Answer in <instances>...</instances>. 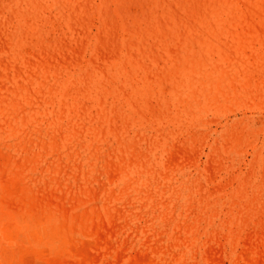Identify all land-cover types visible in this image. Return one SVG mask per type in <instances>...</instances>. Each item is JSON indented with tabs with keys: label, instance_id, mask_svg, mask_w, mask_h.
I'll return each mask as SVG.
<instances>
[{
	"label": "rangeland",
	"instance_id": "obj_1",
	"mask_svg": "<svg viewBox=\"0 0 264 264\" xmlns=\"http://www.w3.org/2000/svg\"><path fill=\"white\" fill-rule=\"evenodd\" d=\"M1 178L5 264H264V0H0Z\"/></svg>",
	"mask_w": 264,
	"mask_h": 264
},
{
	"label": "bare ground",
	"instance_id": "obj_2",
	"mask_svg": "<svg viewBox=\"0 0 264 264\" xmlns=\"http://www.w3.org/2000/svg\"><path fill=\"white\" fill-rule=\"evenodd\" d=\"M75 7H76V6H75ZM118 9H120V8H118ZM108 21H109V20H108ZM105 22H106V21H105ZM246 23H248V22L246 21ZM246 32H247V31H246ZM252 32H253V31H252ZM246 39H247V38H246ZM249 54H250V53H249ZM254 62H255V61H254ZM258 65H259V64H258ZM260 71H261V70H260ZM245 73H246V72H245ZM247 73H248V72H247ZM242 75H243V74H242ZM203 79H204V77H203ZM240 82H241V81H240ZM242 82H243V81H242ZM194 83H195V82H194ZM202 83H203V82H202ZM190 85H191V84H190ZM247 85H248V84H247ZM247 87H248V86H247ZM246 89H247V88H246ZM210 91H211V90H210ZM180 92H181V91H180ZM257 92H258V91H257ZM259 93H260V91H259ZM144 94H145V93H144ZM246 94H247V93H246ZM257 96H258V95H257ZM209 99H210V98H209ZM230 100H231V99H230ZM4 162H5V161H4ZM10 162H11V161H10ZM7 163H8V162H7ZM11 163H12V162H11ZM1 164H2V163H1ZM15 165H16V162H15ZM4 166H5V165H4ZM1 167H2V166H1ZM6 167H7V165H6ZM6 167H5V168H6ZM3 168H4V167H3ZM1 169H2V168H1ZM14 171H16V168L14 169ZM2 172H3V170H2ZM9 172H10V171H9ZM9 172H8V173H9ZM14 173H15V172H14ZM1 174H2V173H1ZM5 174H6V173H5ZM10 174H11V173H10ZM5 176H6V175H5ZM11 176H13V175H11ZM2 177H4V175H3ZM7 177H8V176H7ZM5 178H6V177H5ZM22 178H23V177H22ZM13 179H15V178H13ZM1 180H2V178L0 179V181H1ZM20 183H21V182H20ZM5 184H6V183H5ZM9 184H10V183H9ZM16 185H17V184H16ZM27 185H28V184H27ZM17 186H18V185H17ZM9 187H10V186H9ZM18 187H19V186H18ZM22 187H23V186H22ZM22 187H21V188H22ZM4 188H5V186H4ZM6 188H7V187H6ZM26 188H27V187H26ZM28 188H29V187H28ZM32 188H33V187H32ZM5 190H6V189H5ZM24 190H25V188H24ZM32 190H33V189H32ZM1 191H2V190H1ZM5 192H7V191H5ZM21 192H23L22 189H21ZM24 192H27V191H24ZM20 194L22 195V193H20ZM28 194H29V193H28ZM28 194L26 193V195H28ZM11 195H14V194H11ZM21 195H19L20 198H21ZM29 195H32V192H31ZM0 196H2V194H1ZM24 196H25V195H24ZM32 197H33V196H32ZM18 198H19V197H18ZM28 198H30V197H28ZM49 198H50V197H49ZM32 199H33V198H32ZM37 199H38V198H37ZM42 199H43V197H42ZM50 199H51V198H50ZM56 199H58V198H56ZM60 199H61V198H60ZM10 200H11V198H10ZM20 200H21V199H20ZM22 200H23V198H22ZM35 200H36V199H35ZM39 200H41V199H39ZM45 200H46V199H45ZM62 200H64V199H62ZM62 200H61V201H62ZM11 201L13 202V200H11ZM30 201H31V200H30ZM50 201H51V200H50ZM61 201H60V203H61ZM22 202H23V201H22ZM9 203H10V201H9ZM13 203H14V202H13ZM30 203H31V202H30ZM30 203H29V205H30ZM57 203H58V200L56 201V204H57ZM63 203H64V202H63ZM16 204H19V203L17 202ZM16 204H15V205H16ZM42 204H43V203H42ZM45 204H46V201H45ZM21 205H22V204H21ZM31 205H32V203H31ZM36 205H37V204H35V206H36ZM61 205H62V203H61ZM63 205H64V204H63ZM63 205H62V206H63ZM75 205H76V204H75ZM11 206L13 207V205H11ZM17 206H18V205H17ZM55 206H56V205H55ZM20 207H21V206H20ZM20 207H19V208H20ZM27 207H28V206H27ZM38 207H39V206H38ZM40 207H41V202H40ZM50 207H51V206H50ZM17 208H18V207H17ZM25 208H26V207H25ZM33 208H34V206L32 207V209H33ZM42 208H43V207H42ZM55 208L58 209L59 207H55ZM55 208H54V209H55ZM90 208H91V207H90ZM29 209H30V208H29ZM17 210H18V209H17ZM30 210H31V209H30ZM30 210H29V212H31ZM34 210H35V208H34ZM48 210H49V209H48ZM48 210H47V211H48ZM96 210H97V209H96ZM23 211H24V210H23ZM37 211H38V210H37ZM84 211H85V210H84ZM84 211H82V212H83V213H82V214H83L82 216H84ZM105 211H106V210H105ZM42 212H43V211H42ZM51 212H52V210H51ZM63 212H64V211H63ZM72 212H74V211H72ZM72 212H71V213H72ZM79 212H80V211H79ZM85 212H86V211H85ZM26 213H27V212H26ZM40 213H41V212H40ZM54 213H55V212H54ZM95 213L98 214L97 211H96ZM95 213H94V214H95ZM29 214H30V213H29ZM29 214H28V215H29ZM45 214H46V213H45ZM57 214H59V213H57ZM73 214H74V213H73ZM76 214H77V213H76ZM102 214H103V213H102ZM50 215H51V214H50ZM65 215H66V212H65ZM65 215H64V216H65ZM71 215H72V214H71ZM79 215H81V213H80ZM86 215H88V214L86 213ZM107 215H109V214H107ZM33 216H34V215H33ZM48 216H49V214H48ZM48 216H47V217H48ZM51 216H52V215H51ZM76 216H77V215H76ZM100 216H102V215H101V212H100ZM103 216H104V215H103ZM185 216H186V215H185ZM187 216H189V215H187ZM187 216H186V217H187ZM34 217H35V216H34ZM34 217H33V218H34ZM67 217H68V216H67ZM93 217H94V216H93ZM183 217H184V216H183ZM189 217H190V216H189ZM36 218H37V217H36ZM36 218H35V219H36ZM44 218H45V217H44ZM73 218H74V217H73ZM75 218H77V217H75ZM85 218H87V216H85ZM91 218H92V217H91ZM46 219H47V218H46ZM56 219H57V218H55V220H56ZM71 219H72V218H71ZM179 219H180V218H179ZM184 219H185V218H184ZM23 220H25V219H23ZM40 220H43V221H44L43 218L40 219ZM51 220H52V219H51ZM64 220H65V218H64ZM76 220H77V219H76ZM78 220H79V219H78ZM102 220H103V219H102ZM173 220H174V219H173ZM186 220H187V219H186ZM13 221H14V220H13ZM33 221H34V220H33ZM33 221H32V222H33ZM57 221H58V220H57ZM86 221H87V220H86ZM91 221H92V220H91ZM97 221H98V220H97ZM103 221H104V220H103ZM11 222H12V221H11ZM48 222H49V221H48ZM52 222H53V220H52ZM65 222H66V221H62L63 224H64ZM80 222H81V220H80ZM104 222H105V221H104ZM104 222H102V223H104ZM181 222H182V221H181ZM14 223H15V222H14ZM39 223H40V222H39ZM41 223H42V222H41ZM70 223H71V222H70ZM176 223H177V222H176ZM178 223H179V222H178ZM185 223H186V221H185ZM26 224H27V223H26ZM47 224H48V223H47ZM47 224H46V225H47ZM63 224H62V225H63ZM76 224H77V223H76ZM88 224H89V223H88ZM91 224H92V223H91ZM182 224H183V223H182ZM188 224H189V223H188ZM10 225H11V224H10ZM41 225H42V224H41ZM46 225H45V226H46ZM94 225H95V222H94ZM98 225H99V224H98ZM103 225L105 226V224H103ZM179 225H180V224H179ZM183 225H184V224H183ZM32 226H33V225H32ZM36 226H37V224H36ZM53 226H54V224H53ZM73 226H76V225H74V223H73ZM73 226L71 225L72 228H73ZM84 226H86V224H85ZM90 226H91V225H90ZM92 226H93V225H92ZM92 226H91V228H92ZM112 226H113V225H112ZM1 227L3 228V226H1ZM4 227H5V226H4ZM7 227H8V225H7ZM25 227H26V226H25ZM33 227H34V226H33ZM82 227H83V225H82ZM87 227H88V226H87ZM98 227H99V226H98ZM98 227H97V229H98ZM100 227H101V226H100ZM110 227H111V226H110ZM172 227H173V226H172ZM179 227H180V226H179ZM179 227H178V228H179ZM18 228H19V227H18ZM45 228H46V227H45ZM74 228H75V227H74ZM79 228H81V227H79ZM165 228H166V227H165ZM7 229H9V227H8ZM23 229H24V228H23ZM31 229H32V228H31ZM77 229H78V228H77ZM85 229H86V228L84 227L83 230H85ZM88 229H89V228H88ZM95 229H96V228H95ZM106 229H107V228H106ZM173 229H174V228H173ZM184 229H185V228H184ZM191 229H192V228H191ZM4 230H5V229H4ZM10 230H11V229H10ZM79 230H82V229H79ZM92 230H93V229H91V231H92ZM100 230H101V229H100ZM171 230H172V229H171ZM171 230H170V231H171ZM186 230H187V229H186ZM193 230H194V229H193ZM195 230H197V229H195ZM195 230H194V231H195ZM11 231H12V230H11ZM21 231H22V230H21ZM23 231H24V230H23ZM65 231H66V230H65ZM74 231H75V230H74ZM159 231H161V230H159ZM159 231H157V232L159 233ZM184 231H185V230H184ZM1 232H2V231H1ZM14 232H16V231H14ZM83 232H84V231H83ZM87 232H88V231H87ZM94 232H95V231H94ZM98 232H99V230H98ZM198 232H199V231H198ZM8 233H9V231H8ZM10 233H11V232H10ZM10 233H9V234H10ZM12 233H13V232H12ZM44 233H45V232H44ZM65 233H66V232H65ZM68 233H69V232H68ZM70 233L72 234L73 232H70ZM99 233L101 234V232H99ZM173 233H174V232H173ZM179 233H180V232H179ZM179 233H178V234H179ZM188 233H190V232H188ZM71 234H70V235H71ZM88 234H90V233H88ZM91 234H93V233H91ZM97 234H98V233H97ZM100 234H99V235H100ZM160 234H161V233H160ZM167 234H168V233H167ZM190 234H191V233H190ZM193 234H194V233H193ZM197 234H199V233H197ZM200 234H202V233H200ZM14 235H15V234H14ZM22 235H23V234H22ZM158 235H159V234H158ZM158 235H157V236H158ZM180 235H181V234L177 235V237L180 236ZM66 236L68 237L67 234H66ZM100 236L103 237L102 234H101ZM100 236H98V237H100ZM160 236H161V235H160ZM181 236H182V235H181ZM67 237H66V238H67ZM72 237H73V236H72ZM91 237H92V236H91ZM167 237H168V236H167ZM0 238H1V237H0ZM6 238H7V237H6ZM68 238H69V237H68ZM73 238H74V237H73ZM161 238H162V237H161ZM181 238H182V237H181ZM167 239H168V238H167ZM176 239H177V238H176ZM176 239H175V240H176ZM189 239H190V238H189ZM196 239H197V237H196ZM231 239H232V238H231ZM67 240H68V239H67ZM71 240H72V239H71ZM80 240H81V239H80ZM83 240H85V239H83ZM83 240H82V243H83ZM94 240H95V239H94ZM169 240H170V239H169ZM177 240H178V239H177ZM185 240H187V239H185ZM190 240H191V239H190ZM190 240H189V241H190ZM197 240H198V239H197ZM199 240H200V239H199ZM199 240H198V241H199ZM209 240H210V239H208L207 241H209ZM86 241H87V244H88V243H91L90 240H86ZM88 241H89V242H88ZM160 241H161V240H160ZM166 241H167V240H166ZM194 241H196V240H194ZM8 242H9V241H8ZM72 242H73V241H72ZM77 242H78V241H77ZM84 242H85V241H84ZM94 242H95V243H93V244H97V241H94ZM98 242H99V240H98ZM107 242H108V241H107ZM161 242H162V241H161ZM190 242H191V241H190ZM17 243H18V242H17ZM74 243H75V242H74ZM78 243H79V242H78ZM101 243H102V242H101ZM109 243H110V242H109ZM124 243H125V242H124ZM171 243H172V242H171ZM174 243H175V242H174ZM176 243H177V242H176ZM178 243H179V241H178ZM197 243H198V242H197ZM205 243H206V242H205ZM262 243H263V242H262ZM262 243H261V244H262ZM3 244H4V243H3ZM22 244H23V243H22ZM84 244H85V243H84ZM158 244H161V243L158 242ZM172 244H173V243H172ZM208 244H209V243H208ZM223 244H224V243H223ZM223 244H222V245H223ZM210 245H211V244H210ZM9 246H10V245H9ZM25 246H26V245H25ZM25 246H24V247H25ZM82 246H83V245H82ZM82 246H81V247H82ZM143 246H144V245H143ZM159 246H160V245H159ZM161 246L163 247V244H162ZM166 246H167V245H166ZM190 246H191V245H190ZM3 247H4V245H3ZM11 247H12V246H11ZM19 247H20V246H17L16 249H18ZM71 247H73V246H71ZM76 247H79V246H76ZM126 247H127V246H126ZM145 247H146V246H145ZM157 247H158V246H157ZM157 247H156V248H157ZM176 247H177V246H176ZM208 247H209V246H207V248H208ZM82 248H84V249L82 250V252H83L85 249H87V247H85V246L82 247ZM105 248H107V247H105ZM110 248H111V247H110ZM143 248H144V247H143ZM147 248H148V247H147ZM23 249H24V248H23ZM112 249H113V248H112ZM141 249H142V248H141ZM141 249H140V250H141ZM151 249H152V248H151ZM153 249L155 250V248H153ZM167 249H169V248H167ZM167 249H166V250H167ZM208 249H209V248H208ZM113 250H114V249H113ZM162 250H163V249H162ZM166 250H165V251H166ZM175 250H176V249H175ZM188 250H189V249H188ZM10 251H11V250H10ZM10 251L8 250V253H9ZM22 251H23V250H22ZM85 251H88V250H85ZM206 251H207V250H206ZM223 251H224V250H223ZM251 251H252V250H251ZM24 252H25V251H24ZM143 252H144V251H143ZM148 252H149V251H148ZM157 252H158V250H157ZM167 252H168V251H167ZM224 252H225V251H224ZM253 252H254V251H253ZM36 253H37V251H36ZM88 253H89V251H88ZM149 253H150V252H149ZM173 253H174V252H173ZM19 254H20V251H19ZM129 254H130V253H129ZM153 254H154V253H153ZM180 254H181V253H180ZM207 254H208V253H207ZM15 255H16V254H15ZM38 255H39V254H38ZM142 255H143V258H144V256H145V258H147V256L149 257L148 253H147V254H142ZM175 255H176V254H175ZM204 255H205V254H204ZM21 256H22V255H21ZM24 256H25V255H24ZM85 256H86V255H85ZM136 256H137V254H136ZM168 256H169V255H168ZM182 256H183V255H182ZM207 256H208V255H207ZM252 256H253V254H252ZM14 257H15V256H14ZM19 257H20V255H19ZM27 257H28V256H27ZM86 257H87V256H86ZM129 257H130V256H129ZM152 257H153V256H152ZM152 257H151V258H152ZM164 257H165V254H164ZM170 257H171V255H170ZM246 257H247V256H245V258H246ZM254 257H255V256H254ZM37 258H38V257H37ZM135 258H138V261L140 260V258H139L138 256L135 257ZM145 258H144V259H145ZM153 258H154V257H153ZM153 258H152V259H153ZM156 258H157V257H156ZM165 258H166V257H165ZM175 258H176V257H175ZM185 258H186V257H185ZM204 258H205V257H204ZM247 258H248V257H247ZM247 258H246V259H247ZM141 259H142V257H141ZM180 259H181V257H180ZM182 259H183V258H182ZM182 259H181V260H182ZM246 259H245V260H246ZM8 260H9V259H8ZM14 260H15V259H14ZM21 260H22V259H21ZM29 260H30V259H29ZM155 260H156V259H155ZM167 260H168V259H167ZM167 260H166V261H167ZM253 260H254V259H253ZM257 260H258V259H257ZM257 260H256V261H257ZM16 261H17V263H18V260H16ZM31 261H32V260H31ZM33 261H34V260H33ZM33 261H32V262H33ZM38 261H39V260H38ZM142 261H143V260H142ZM156 261H157V260H156ZM173 261H174V260H173ZM248 261H249V260H248ZM7 262H8V261H7L6 258H4L3 256H0V264H5V263H7ZM20 262H21V261H20ZM42 262H43V261H42ZM139 262H140V261H139ZM153 262H154V261H153ZM21 263H22V262H21ZM33 263H34V262H33ZM161 263H162V262H161ZM169 263H170V262H169ZM175 263H176V261H175ZM177 263H178V262H177ZM24 264H25V263H24ZM249 264H251V263H249ZM252 264H253V262H252ZM256 264H258V263L256 262Z\"/></svg>",
	"mask_w": 264,
	"mask_h": 264
}]
</instances>
